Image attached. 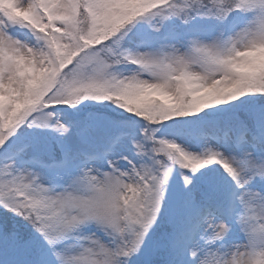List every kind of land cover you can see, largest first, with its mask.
<instances>
[{"label":"snow or ice","instance_id":"snow-or-ice-1","mask_svg":"<svg viewBox=\"0 0 264 264\" xmlns=\"http://www.w3.org/2000/svg\"><path fill=\"white\" fill-rule=\"evenodd\" d=\"M0 264H264V0H0Z\"/></svg>","mask_w":264,"mask_h":264}]
</instances>
